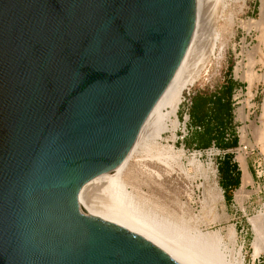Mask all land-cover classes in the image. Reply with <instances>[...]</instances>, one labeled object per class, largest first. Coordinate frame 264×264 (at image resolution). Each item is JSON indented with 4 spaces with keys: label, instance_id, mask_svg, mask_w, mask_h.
Wrapping results in <instances>:
<instances>
[{
    "label": "water",
    "instance_id": "95a60500",
    "mask_svg": "<svg viewBox=\"0 0 264 264\" xmlns=\"http://www.w3.org/2000/svg\"><path fill=\"white\" fill-rule=\"evenodd\" d=\"M196 0H0V264H189L80 200L171 90Z\"/></svg>",
    "mask_w": 264,
    "mask_h": 264
},
{
    "label": "bare ground",
    "instance_id": "6f19581e",
    "mask_svg": "<svg viewBox=\"0 0 264 264\" xmlns=\"http://www.w3.org/2000/svg\"><path fill=\"white\" fill-rule=\"evenodd\" d=\"M229 3L227 0H196L197 13L193 35L178 67L171 90L165 96L149 126L139 135L135 148L127 160L80 200L89 214L142 235L189 264H244L243 248H240L237 254L234 251L238 241L234 226L226 228L228 232L225 237L230 244L225 243L221 230L204 233L202 229L203 226L220 224L228 219L217 211L219 206L223 207L224 202L223 193L215 180L216 173L212 163H202L198 153L188 157L184 150H176L174 145L169 144V141L175 140V131L178 127L176 113L182 102L183 90L199 80L211 60L219 37L214 28L217 22L223 19ZM212 19L214 27L210 28ZM241 24L248 30L254 27L259 31L260 44L256 47L259 60L256 63L264 67V0L261 5V18ZM238 73L239 68L236 69V75ZM241 77L249 83V94L254 83H264V72L263 75H259L252 67L243 72ZM237 115L243 121L248 119L243 113V107L238 109ZM260 123L261 127H254L256 144L250 146L260 150L264 169V104ZM167 132L171 135L163 138V134ZM246 133L244 127L242 143L249 145ZM237 159L243 171V180L241 187L235 193L234 200L236 205L247 213L244 197L258 193L259 189L254 191L247 189L252 186L253 181L247 169L245 154L239 153ZM174 174L180 183H183L188 198L185 202L177 203L179 210L167 207L160 198L149 195L152 191L151 184L162 190H168L166 180L174 179ZM202 179L204 182L199 184ZM134 181L138 182L137 187L132 184ZM130 185L132 192L128 190ZM145 186L149 189L148 192H144ZM201 187L205 188L204 200L201 201L202 210L199 215L192 216L190 210L192 205L197 203L196 191ZM97 191H101L99 194L101 197L92 199L96 194L92 193ZM263 210L260 214L249 218L254 233L251 245L253 260L264 253ZM229 245L233 249L229 250Z\"/></svg>",
    "mask_w": 264,
    "mask_h": 264
},
{
    "label": "rangeland",
    "instance_id": "374dc122",
    "mask_svg": "<svg viewBox=\"0 0 264 264\" xmlns=\"http://www.w3.org/2000/svg\"><path fill=\"white\" fill-rule=\"evenodd\" d=\"M230 1L227 0V3H230L227 5L223 19L220 22L218 21L214 28L215 33H217L219 37H217V44L215 46L211 60L206 65V68L203 70L199 80L183 90L182 102L180 103L176 113L178 127L175 131V140L174 142L169 141V144L174 145L176 150H184L188 157H191L192 154L197 155L198 153L202 163L206 164L211 162L212 166L214 167L216 173L215 180L221 189V192L223 193L222 196L224 202L223 207L219 206L217 211L220 215L224 214L227 216L228 219L227 221H223L220 224H214L212 226L210 225L206 227L203 226V232L212 233L221 230V235H223L225 243L228 242L230 244L228 238L225 237V235H227L226 233L228 232L226 231V228L229 226H234L238 236L237 246L234 248L235 253L237 254L240 248H243L242 253L244 256V264H264V253L253 260V250L251 245L254 239V233L249 222V218L260 214V211L263 210L264 207L263 156L257 147H251L256 144L254 127L262 126L260 123V117L262 115L264 104V83H254L250 90L251 94H249V83L247 80L241 77L243 72H246L250 67H252L259 75H263L264 72V67L260 63H256V61L259 60V57L256 54V47H258L260 44L259 31L254 27H251L250 30H248V28H244L241 24V22L248 23L251 20H259L261 18L262 0ZM213 25L214 22L212 19L210 28H212ZM215 33L213 35L214 37ZM252 55L253 57H251ZM251 60H253L255 63H253ZM237 68H239L238 75H236ZM228 75H230L237 83L232 97L234 106L233 121L238 136L237 147L225 151L219 150L214 146L206 150H196L193 147L188 148L184 139L188 134L187 112L190 105L191 96L197 91L209 92L213 90L217 85L221 84L224 78ZM240 107H243V113H245L248 117L246 121L238 118L237 112ZM244 127H246V139L249 145L242 143V129ZM170 135L171 134L167 132L164 133L162 137L167 138ZM164 144H166V142H164ZM226 153H233V161L237 163L238 169L240 171L239 186L236 189H231L229 193L230 201L226 200L224 191L219 185L220 176L218 173V163L220 158H222ZM239 153L245 154L247 169L253 181L252 186H249L247 189L249 191L259 189L258 193H254L252 196L244 197L247 213L240 209L234 200L235 193L241 187L243 180V171L237 159ZM201 182H204V180H200L199 184H201ZM166 183L168 190H162L161 188L154 187L155 185L153 186L151 184L153 192L150 191L149 195H154L155 198H160V201L166 204L167 207L172 209L175 208L177 210L178 202L181 203L188 200L185 194L183 183H180L175 174L174 179L169 178L166 180ZM132 184L136 187L138 186V182L136 181H134ZM177 186H180L181 188H178ZM128 190L130 192L133 191L131 185L128 186ZM145 191H149L146 186L144 187V192ZM204 193V187H201L200 190L196 191L197 203L193 204V209L191 208L190 210L192 216L197 214L199 215L200 210H202L201 207L203 204L201 201L204 200ZM92 194H95V196L93 195L94 197L92 199L96 200V197H101L99 196L101 191H97ZM231 248L233 249V247L230 246L229 250H231Z\"/></svg>",
    "mask_w": 264,
    "mask_h": 264
},
{
    "label": "trees",
    "instance_id": "16d2710c",
    "mask_svg": "<svg viewBox=\"0 0 264 264\" xmlns=\"http://www.w3.org/2000/svg\"><path fill=\"white\" fill-rule=\"evenodd\" d=\"M236 86L228 75L213 90L197 91L191 96L187 112L188 134L184 139L188 148L206 150L214 146L225 151L237 147L232 99ZM233 157V153H226L218 163L219 185L227 201H230L231 189H236L240 181V171Z\"/></svg>",
    "mask_w": 264,
    "mask_h": 264
}]
</instances>
